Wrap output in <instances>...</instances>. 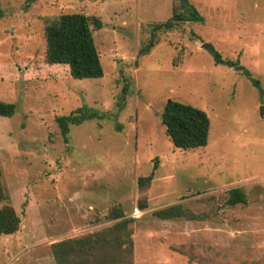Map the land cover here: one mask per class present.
<instances>
[{
  "label": "rangeland",
  "instance_id": "374dc122",
  "mask_svg": "<svg viewBox=\"0 0 264 264\" xmlns=\"http://www.w3.org/2000/svg\"><path fill=\"white\" fill-rule=\"evenodd\" d=\"M189 1L203 21L157 32L139 54L171 0H0V100L16 106L0 116L1 179L20 218L0 234V264H55L50 244L106 226L97 219L114 205L133 219L132 264H264V0ZM74 12L102 22L100 78L44 61L43 17ZM204 44L238 56L259 87L213 64ZM167 99L205 111V147L171 146ZM82 105L103 116L70 125L64 142L55 118ZM232 187L245 204H227ZM140 199L148 207L134 217ZM174 203L207 218L152 215Z\"/></svg>",
  "mask_w": 264,
  "mask_h": 264
},
{
  "label": "trees",
  "instance_id": "16d2710c",
  "mask_svg": "<svg viewBox=\"0 0 264 264\" xmlns=\"http://www.w3.org/2000/svg\"><path fill=\"white\" fill-rule=\"evenodd\" d=\"M203 17L189 0H171V15L168 19L151 25L147 42L139 48V54H147L157 43L159 31L172 30L188 22H202ZM102 27V22L95 16L84 13H61L43 17L45 38L44 61L48 64L68 66L71 77L77 79L100 78L103 68L97 52L93 29ZM207 49L215 65H225L250 78L252 84L259 87V81L240 63L236 56L224 58L221 53L208 44ZM16 106L0 100V116H11ZM98 110L79 106L68 114L55 118L64 142L70 125H78L91 118H101ZM160 116V122L171 146L174 149L192 150L203 148L207 144L210 121L202 109L173 99H167ZM0 167V234H13L19 229L20 218L10 203V195L1 179ZM153 173L139 176L137 190L144 191L150 184ZM227 204L235 205L247 202L246 195L239 187L228 190ZM137 208L144 210L148 204L144 199L137 202ZM158 219L203 220L204 212L195 213L180 203L170 204L152 212ZM132 218L125 217L120 205H114L107 213L97 219V223H108L100 229L77 236L58 240L50 244V252L55 264H132L133 239L129 224Z\"/></svg>",
  "mask_w": 264,
  "mask_h": 264
},
{
  "label": "built area",
  "instance_id": "2783aa9c",
  "mask_svg": "<svg viewBox=\"0 0 264 264\" xmlns=\"http://www.w3.org/2000/svg\"><path fill=\"white\" fill-rule=\"evenodd\" d=\"M140 214H142V210L138 209L137 207H134L131 215L135 217L139 216Z\"/></svg>",
  "mask_w": 264,
  "mask_h": 264
},
{
  "label": "water",
  "instance_id": "95a60500",
  "mask_svg": "<svg viewBox=\"0 0 264 264\" xmlns=\"http://www.w3.org/2000/svg\"><path fill=\"white\" fill-rule=\"evenodd\" d=\"M204 47H207V45H206V44H204ZM260 109H261V110H263V107H261Z\"/></svg>",
  "mask_w": 264,
  "mask_h": 264
}]
</instances>
